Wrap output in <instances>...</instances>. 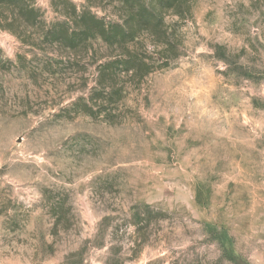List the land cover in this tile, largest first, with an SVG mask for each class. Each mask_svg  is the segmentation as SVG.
<instances>
[{"label":"rangeland","instance_id":"rangeland-1","mask_svg":"<svg viewBox=\"0 0 264 264\" xmlns=\"http://www.w3.org/2000/svg\"><path fill=\"white\" fill-rule=\"evenodd\" d=\"M0 264H264V0H0Z\"/></svg>","mask_w":264,"mask_h":264},{"label":"trees","instance_id":"trees-1","mask_svg":"<svg viewBox=\"0 0 264 264\" xmlns=\"http://www.w3.org/2000/svg\"><path fill=\"white\" fill-rule=\"evenodd\" d=\"M143 10H147L148 11V9H147V7L146 6H144V9L142 8V11ZM148 18V20L147 19H145V18H141V20H140V24L141 25H144V23H148L149 21H151L150 19L152 18V17H147ZM146 20H147V22H146ZM122 29V28H121ZM123 31L125 30V29H122Z\"/></svg>","mask_w":264,"mask_h":264}]
</instances>
